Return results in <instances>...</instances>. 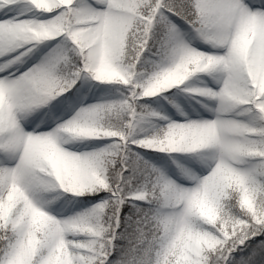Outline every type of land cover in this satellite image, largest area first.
I'll return each instance as SVG.
<instances>
[{"label": "snow or ice", "instance_id": "obj_1", "mask_svg": "<svg viewBox=\"0 0 264 264\" xmlns=\"http://www.w3.org/2000/svg\"><path fill=\"white\" fill-rule=\"evenodd\" d=\"M0 264H264V0H0Z\"/></svg>", "mask_w": 264, "mask_h": 264}]
</instances>
